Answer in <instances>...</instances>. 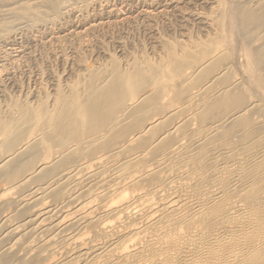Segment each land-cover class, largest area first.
I'll list each match as a JSON object with an SVG mask.
<instances>
[{
	"label": "bare ground",
	"instance_id": "1",
	"mask_svg": "<svg viewBox=\"0 0 264 264\" xmlns=\"http://www.w3.org/2000/svg\"><path fill=\"white\" fill-rule=\"evenodd\" d=\"M0 264H264V0H0Z\"/></svg>",
	"mask_w": 264,
	"mask_h": 264
},
{
	"label": "rangeland",
	"instance_id": "2",
	"mask_svg": "<svg viewBox=\"0 0 264 264\" xmlns=\"http://www.w3.org/2000/svg\"><path fill=\"white\" fill-rule=\"evenodd\" d=\"M196 4H197V3H196ZM200 4H201V3H198L197 6H198V5H199V6H204L203 4H201V5H200ZM191 6H195V7H196L195 4H194V5H191ZM199 6L197 7L198 9H200ZM118 7H119V9H123L124 6L121 7L120 4H119ZM120 7H121V8H120ZM124 8H125V7H124ZM136 8H137V6H133V8H132L133 11L130 9V10L132 11V13H133L134 11L136 12V10H135ZM124 11H125V9H124ZM124 11H123V12H124ZM134 14H135V13H134ZM171 15H172V13H171V14H168V16H167L168 18L166 17V20H169V21L171 22V23L169 24V21H167L169 25L167 24V25L164 26L162 20H161V21H158V20H160V19H155V20H154L155 22H153V24H152L153 27H154V29H156L157 31H160L161 33L164 32L163 34L165 35V37H169V33H170V37H171V35L174 37L175 34H176L175 30L178 29V25H177V22H178L177 19H178V18H176V15H172V16H171ZM170 16H171V17H170ZM169 17H170V18H169ZM173 18H174V20H173ZM175 18H176V19H175ZM163 20H164V19H163ZM176 20H177V21H176ZM174 21H175V22H174ZM156 22H158V23H156ZM178 23H179V22H178ZM157 24H158V25H157ZM174 24H175V25H174ZM162 25H163L164 27H163ZM172 25H174V26H172ZM176 25H177V26H176ZM157 26H158V27H157ZM159 26H161L162 28H160ZM168 26H169L170 28H169ZM167 27H168L169 29H166ZM172 27H173V28H172ZM174 27H175V28H174ZM157 28H158V29H157ZM164 28H165L166 30H168L169 32H167ZM160 29H161V30H160ZM162 29H163V31H162ZM164 30H165V31H164ZM170 30H171V31H170ZM173 30H174V31H173ZM173 32H174V34H173ZM166 33H167L168 35H167ZM166 35H167V36H166ZM139 36H140V35L136 36L135 39H139V38H140ZM137 37H138V38H137ZM140 39H142V38H140ZM133 41H134V40H133ZM55 67H56V65H55ZM57 67H60V68H61V65H59V66H57Z\"/></svg>",
	"mask_w": 264,
	"mask_h": 264
}]
</instances>
